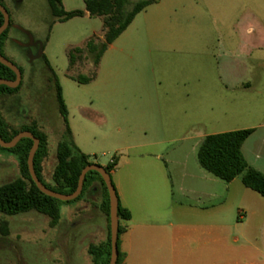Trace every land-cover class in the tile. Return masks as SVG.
<instances>
[{
    "label": "rangeland",
    "instance_id": "rangeland-1",
    "mask_svg": "<svg viewBox=\"0 0 264 264\" xmlns=\"http://www.w3.org/2000/svg\"><path fill=\"white\" fill-rule=\"evenodd\" d=\"M139 1L128 0L127 9ZM62 3L67 11L85 14L59 21L48 0H6L13 24L7 36L13 42L0 45L3 55L23 71L21 86L0 96V119L8 132L36 126L47 133L46 184L53 183L57 147L66 132L55 85L47 81L52 74L62 87L80 150L102 166L118 161L111 177L127 193L134 217L126 222L130 231L143 212L134 208V187L143 182L140 160L184 154L191 171H204L197 153L209 134L254 128L248 145L264 144V0H159L137 14L98 66L87 51L71 66L69 53L91 38L97 44L103 41V18L89 15L85 0ZM20 29L44 44L43 56L36 48L23 50L20 44L26 37ZM78 77L91 80L82 83ZM156 163L165 166L163 159ZM20 168V155L0 145V186L19 178ZM163 169L165 179L154 187L166 188L173 201L195 203L180 195L178 178L173 184L169 170ZM215 179L221 192L222 237H232V217L246 205L234 189L246 186L241 175L233 184ZM95 188L96 182L87 181L78 198L60 201L55 225L36 210L0 212V221L9 222L8 235L0 229V264H93L89 248L108 235L102 208L106 194L101 185ZM148 209L159 216L167 207L157 199ZM128 239L120 236V250Z\"/></svg>",
    "mask_w": 264,
    "mask_h": 264
},
{
    "label": "trees",
    "instance_id": "trees-1",
    "mask_svg": "<svg viewBox=\"0 0 264 264\" xmlns=\"http://www.w3.org/2000/svg\"><path fill=\"white\" fill-rule=\"evenodd\" d=\"M159 0H142L137 2L132 8L127 9L128 0H85V10L91 16H99L103 18L104 39L97 44L94 38L89 39L85 47H77L70 51L69 61L73 66L78 59V54L87 51L94 55V64L99 65L104 53L134 21L137 14L143 11L149 5ZM52 15L59 21H66L75 16H81L84 11L73 10L67 11L63 6L62 0H48ZM4 22V15L0 11V26ZM9 29H6L0 37V45L7 38ZM15 73L7 66L0 62V78L13 79ZM79 82L87 83L91 78H76ZM56 103L58 110L62 116L65 125V135L57 147L56 166L52 174V184H46L42 177L44 170V160L49 154V139L46 132L33 127H23L21 130H13L8 132L0 119V133L4 140L10 141L15 135L22 130H30L40 139V145L36 152L34 164L40 180L50 189L60 193H72L77 189L78 181L82 170L91 161V156L80 150L73 139V133L68 120V107L63 98L62 87L59 81L55 80ZM13 89L6 85H0V96L11 92ZM254 128L232 130L207 135L199 145L198 161L200 165L213 174L214 176L231 182L238 176H242L243 184L259 193L264 197V172L259 171L249 164L243 153L244 142L254 133ZM34 141L31 138H22L11 151L17 152L21 158V176L9 183L0 186V212L8 215L36 210L50 217V224L55 225L60 217V199L53 198L42 192L33 181L29 166L28 156ZM117 159L104 166L111 174L116 167ZM99 182L106 194V201L103 203V210L107 217V240L100 245L91 246L90 253L93 254V264H110L112 243L110 230V197L106 183L97 171H89L85 178L83 191L86 182ZM81 193V194H82ZM78 198V197H77ZM119 240L120 236L127 230V225L122 221L131 219V212L121 205L119 201ZM0 229L4 235H8L9 222L7 220L0 221ZM123 253L119 247L118 263L121 264Z\"/></svg>",
    "mask_w": 264,
    "mask_h": 264
},
{
    "label": "crops",
    "instance_id": "crops-1",
    "mask_svg": "<svg viewBox=\"0 0 264 264\" xmlns=\"http://www.w3.org/2000/svg\"><path fill=\"white\" fill-rule=\"evenodd\" d=\"M247 141L242 148L246 159L254 168L264 172V144L248 145ZM161 159L165 162L164 167L156 163ZM154 160H140L137 167L142 170L143 182L141 187H134V208L143 212L133 231L129 230L126 221L123 223L127 225L123 235L129 239L121 242L124 246L120 250L123 253L121 264H264V199L248 193L247 190L252 189L237 185L235 195L238 198L241 195L242 199L238 201H244L245 210L232 217V237H222L221 192L215 186L216 176L205 169L191 171L188 156L184 154L156 156ZM163 168L169 170L173 184L174 178H178L180 195L195 203L173 201L166 188L154 187L153 183L165 179ZM134 178L138 182L137 172ZM99 186L100 183L96 182L95 190H99ZM116 187L121 205L131 212L127 193L120 183H116ZM157 199L167 207L159 216L148 209L150 201ZM202 199L211 201V204H199ZM160 220L165 221L161 226L157 224Z\"/></svg>",
    "mask_w": 264,
    "mask_h": 264
},
{
    "label": "water",
    "instance_id": "water-1",
    "mask_svg": "<svg viewBox=\"0 0 264 264\" xmlns=\"http://www.w3.org/2000/svg\"><path fill=\"white\" fill-rule=\"evenodd\" d=\"M0 11L4 15V22L0 26V37H1L4 31L9 27L11 21H10V15H9L7 8L1 3H0ZM0 62L3 65L9 67L16 74V79L0 78V85H6L10 88H16L21 83V79H22V72L20 68L13 61L5 57L1 52H0ZM22 138H31L34 141L33 146L31 147V150L29 152V156H28V166H29V171H30L33 181L36 183V185L42 192H44L45 194L53 198L60 199L63 201H69V200L76 199L77 197L81 195L83 191L87 173L89 171H97L101 174L108 188L109 197H110V230H111V243H112L110 264H117L118 258H119L118 240H119V225H120V218L118 214L119 196L117 194V190L113 183L111 174L107 171V169L104 166L97 164V163H91L82 170L80 177H79L77 189L74 192L65 194V193L54 191L48 188L40 180L35 170L34 159H35L36 152L40 145V139L37 138L31 131L29 130L20 131L10 141L4 140L0 133V145L5 148H13L18 144V142Z\"/></svg>",
    "mask_w": 264,
    "mask_h": 264
},
{
    "label": "flooded vegetation",
    "instance_id": "flooded-vegetation-1",
    "mask_svg": "<svg viewBox=\"0 0 264 264\" xmlns=\"http://www.w3.org/2000/svg\"><path fill=\"white\" fill-rule=\"evenodd\" d=\"M6 2V0H0V3L2 5H4ZM5 6V5H4ZM50 8V7H49ZM51 11V9H50ZM52 13V12H51ZM88 13V12H87ZM11 26H13V24L10 22V25L7 29H9ZM20 31L25 35V39L22 41V43L20 44V46L23 48V50L29 51V50H34V48H36V53L38 54V56H43V50H44V44L41 43L40 41H38L36 38L30 37V35L28 34L27 31L25 30H21ZM9 42H13V37L11 36H7V38L4 40L3 43V47L5 46L6 43ZM1 52V51H0ZM2 53V52H1ZM3 54V53H2ZM10 60V59H9ZM14 62V61H13ZM19 67V65H17ZM20 68V67H19ZM21 72H22V77H23V71L20 68ZM49 71H51L52 73V69L49 67L48 68ZM53 77V78H52ZM13 79H16V74L15 77ZM47 81L49 84L54 83L55 84V77L54 74H52V76L49 75V77L47 78ZM22 84V79H21V83L16 87L19 88ZM3 97H6V94L1 95ZM23 131V130H22ZM30 131V130H29ZM32 132V131H31ZM33 133V132H32ZM34 134V133H33Z\"/></svg>",
    "mask_w": 264,
    "mask_h": 264
}]
</instances>
